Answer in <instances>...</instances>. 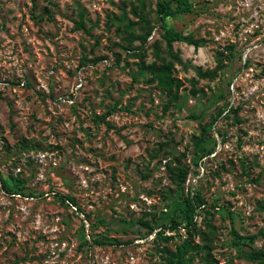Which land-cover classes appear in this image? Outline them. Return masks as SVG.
<instances>
[{
    "label": "rangeland",
    "instance_id": "obj_1",
    "mask_svg": "<svg viewBox=\"0 0 264 264\" xmlns=\"http://www.w3.org/2000/svg\"><path fill=\"white\" fill-rule=\"evenodd\" d=\"M131 1L0 0V264H165L161 248L187 238L167 167L177 159L189 170L184 192L200 191L211 213L199 209L209 247L191 264H260L243 250L264 237L242 247L233 231L264 227V0H193V12L165 18L205 39L173 44L183 59L175 104L138 65L140 52L146 63L171 58L161 0H145L143 44L114 19H138ZM171 217L181 226L163 230L169 241L138 223Z\"/></svg>",
    "mask_w": 264,
    "mask_h": 264
},
{
    "label": "trees",
    "instance_id": "obj_2",
    "mask_svg": "<svg viewBox=\"0 0 264 264\" xmlns=\"http://www.w3.org/2000/svg\"><path fill=\"white\" fill-rule=\"evenodd\" d=\"M194 10V1L193 0H161L157 3L156 13L159 19L162 21V27L164 28L163 37L167 41L166 53L171 57L168 59L167 56H162L157 53V59L152 63H146L144 60V54L142 52L138 53L141 57V61L138 62L139 68L141 70H149L152 74L150 80H157L158 85L163 88L168 96L169 103L175 104L181 98L180 88L183 86V81L180 77L175 75V62L178 61L183 63V59L179 52L174 50L175 41H186L189 44H192L196 47H200L205 44V39L200 37H195L193 34H183L180 31L168 28L164 24L166 17H174L177 15L193 12ZM50 12V11H49ZM130 12L138 17L137 20H132L128 17L126 11H124L122 16L115 17L114 19L120 23V26L124 28V31L130 36V41L134 39H140L142 44L146 42L148 36L151 34L153 26L151 25V20L149 18L148 12H146V3L145 0H137V3L130 2ZM127 20V21H126ZM76 27L79 29H85L90 32L86 23L84 21L76 20ZM139 25L141 33L135 31V26ZM142 46V45H140ZM141 48V47H140ZM234 44H230L227 47L228 53L225 51H219V67L222 66L223 59H231L234 55ZM216 69H207L204 71L201 67L198 68V73L200 76H207L213 78L216 76ZM113 110V109H110ZM108 113H105L100 118L105 121ZM196 117L195 115H192ZM203 142V141H202ZM213 149L208 148L206 145L203 146V151L209 153ZM204 153L199 154V158L203 157ZM198 159L196 162H198ZM178 164H172L168 162L167 167L171 174V177L176 184V190L180 193V201L177 205L179 213L182 214L183 218L186 220L184 228L187 232V238L176 245L173 249L168 245H165L161 248V255L165 261V264H191L195 257V252H199L201 249H207L209 247V233L204 229L200 228L198 223V216L200 215L199 209H203L207 214L210 212L204 209V205L207 204V200L200 191H190L187 194L184 192L183 185L185 184L189 170L188 168L182 166L180 160L177 159ZM17 181L22 182L23 180L16 177ZM256 182H259V178L254 179ZM3 186L6 190H11L9 185H7L6 180L2 179ZM62 201L68 200L73 205H76V198L71 195H60ZM264 207V203L262 205ZM211 214V213H210ZM140 226L146 229L148 232H153L157 227H160L161 230L157 234L162 237L165 241H169L171 236L163 235L164 229H178L181 226V223L175 218L171 217L169 222L164 221L162 223L154 222L153 224L149 220L141 219L138 221ZM209 226H212L209 223ZM235 234L234 243L236 245H241L242 247L248 245L245 243V239L255 238L259 235L264 237V227L259 230L257 235L244 236L237 232L233 231ZM201 236L203 244L196 241V237ZM98 242L103 243L104 241L98 240ZM245 248V247H244ZM244 254L253 261H258L260 264H264V248L252 247L249 245L248 249H244Z\"/></svg>",
    "mask_w": 264,
    "mask_h": 264
}]
</instances>
